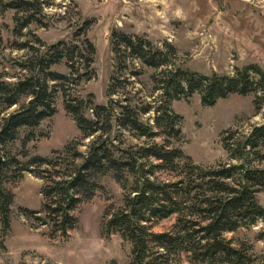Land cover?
Masks as SVG:
<instances>
[{
    "label": "rangeland",
    "instance_id": "obj_1",
    "mask_svg": "<svg viewBox=\"0 0 264 264\" xmlns=\"http://www.w3.org/2000/svg\"><path fill=\"white\" fill-rule=\"evenodd\" d=\"M44 3V27L31 24L20 35L14 33V18L20 14L13 10L2 12L0 6V78L14 80L21 74L17 62L30 54L27 49L21 50L20 44L36 46V38L44 45L59 40L77 44L73 37L81 34L95 47L91 65L94 75L87 81L72 74L64 60L51 68L66 77L55 83V113L34 129L20 128L17 139L4 150L22 164L39 156L51 159L57 171L63 173L70 167V160L59 154L64 147L76 142L74 149L86 154L94 136L82 139L74 118L65 110L66 101L78 106L83 102L86 109L81 112L91 119L90 105H107L108 91L112 92V99L123 105H153L160 100L161 91L157 90L153 77L163 69L143 65L123 48H118L115 55L110 41L113 32L143 38L158 49L169 45L175 49L176 58L170 56L173 66L199 75H232L236 69L250 64L264 71V0H44ZM85 21L89 25L81 29ZM75 61V67L81 69L80 61ZM253 101V94H234L218 100L213 107H205L197 93L171 100L169 108L180 118L181 131L179 142H171V146L204 168L239 164L240 161L229 157L222 141L230 136L235 141L252 127L264 124V105L256 110ZM24 102L22 99L20 104ZM16 108L13 106L9 111ZM152 117L150 112L142 120L151 124ZM110 137L122 149L152 142L116 125ZM153 142L161 143L163 138L156 137ZM248 166L264 171V146L250 153ZM113 175L108 172L98 178L94 195L73 209L71 214L77 222L67 237L55 232L48 220L41 225L37 218L45 219L44 212L30 216L24 213L25 209L42 211V180L23 172L4 183L3 187L14 197L8 229L3 231L0 223V264H129L131 244L118 233L107 238L104 235V223L123 206L133 186L128 177L124 190ZM157 175L162 180H171L167 172ZM256 199L264 208V188L258 190ZM175 220L176 216H171L152 221L150 229L153 233L169 232ZM261 234L263 239L259 240ZM224 237L243 248L254 260L253 264H264L263 221L224 233ZM164 264L191 263L181 255Z\"/></svg>",
    "mask_w": 264,
    "mask_h": 264
},
{
    "label": "trees",
    "instance_id": "obj_2",
    "mask_svg": "<svg viewBox=\"0 0 264 264\" xmlns=\"http://www.w3.org/2000/svg\"><path fill=\"white\" fill-rule=\"evenodd\" d=\"M0 6L2 12L13 10L20 14L14 18V33L18 35L31 24L44 27V0H1ZM88 25L89 22L85 21L81 29ZM73 39L78 40L77 44L71 43L72 40H59L44 45L38 38L34 39L36 46L20 44L19 48L27 49L30 54L17 62L21 74L13 77L14 80L0 78L2 230L8 229L14 197L3 184L23 172L32 173L44 182L40 192L42 211L25 209L24 213L30 216L44 212L45 219L37 220L41 225H46L48 220L62 237H67V232L76 225L77 220L71 214L73 209L94 195L98 178L113 172L124 190L128 177L133 186L123 206L104 223V235L107 238L118 233L131 244L129 264H164L181 255H185L191 264H253L254 260L246 251L226 240L224 233L264 222V208L256 199L258 190L264 188V171L248 166L250 153L264 146V124L252 127L249 133L241 134L235 141L232 136L223 139L229 157L240 161L239 164L204 168L171 146V142H179L181 131L180 118L171 111L169 102L197 93L203 106L213 107L218 100L230 95L253 94L254 107L259 110L264 105V71L250 64L236 69L232 75H199L173 66L170 59V56L176 58L173 47L167 45L158 49L143 38L113 32L110 41L115 55L118 48H123L143 65L163 69L153 77L157 90L161 91L160 100L153 105H123L112 99V92L108 91L107 105H90L91 119L81 112L86 109L83 102L78 106L66 101L65 110L74 118L82 139L94 136L86 154L74 149L76 142L64 147L59 154L70 160V167L63 173L57 171L51 159L39 156L22 164L4 150L17 139L20 128L34 129L55 113V83L66 80V77L51 68L64 60L72 74L87 81L94 75L91 68L94 45L83 34L74 35ZM75 60L80 61L78 66L81 69L75 67ZM78 69L83 72L79 74ZM22 99L25 102L20 104ZM13 106L17 108L9 111ZM150 112L153 114L151 124L142 120ZM114 125L152 142L122 149L110 137ZM156 137L163 138V142H153ZM145 160L147 165L143 162ZM38 167L45 168L38 170ZM159 172L169 173L171 180L160 179ZM171 216H176L171 231H151L152 221ZM258 239H263V235Z\"/></svg>",
    "mask_w": 264,
    "mask_h": 264
}]
</instances>
